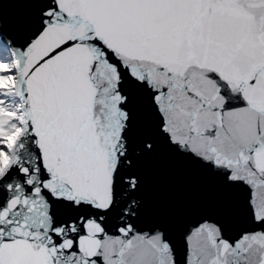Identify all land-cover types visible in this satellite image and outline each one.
<instances>
[{"label":"snow or ice","instance_id":"obj_1","mask_svg":"<svg viewBox=\"0 0 264 264\" xmlns=\"http://www.w3.org/2000/svg\"><path fill=\"white\" fill-rule=\"evenodd\" d=\"M0 264H264V0H0Z\"/></svg>","mask_w":264,"mask_h":264}]
</instances>
